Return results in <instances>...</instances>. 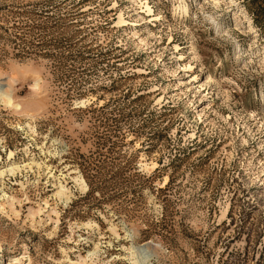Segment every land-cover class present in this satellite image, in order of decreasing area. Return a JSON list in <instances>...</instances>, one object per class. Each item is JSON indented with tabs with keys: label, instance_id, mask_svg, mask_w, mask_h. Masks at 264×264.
<instances>
[{
	"label": "rangeland",
	"instance_id": "obj_1",
	"mask_svg": "<svg viewBox=\"0 0 264 264\" xmlns=\"http://www.w3.org/2000/svg\"><path fill=\"white\" fill-rule=\"evenodd\" d=\"M0 94V264H264V0H0Z\"/></svg>",
	"mask_w": 264,
	"mask_h": 264
},
{
	"label": "bare ground",
	"instance_id": "obj_2",
	"mask_svg": "<svg viewBox=\"0 0 264 264\" xmlns=\"http://www.w3.org/2000/svg\"><path fill=\"white\" fill-rule=\"evenodd\" d=\"M182 11L187 12V7H183ZM18 169H19V167L9 168L7 170V173L14 174V172L17 171ZM2 174H3V172L1 171L0 175H2ZM145 250H146V245H142L135 250V252H134L135 253V255H134L135 262L133 264H147L146 259L149 257V255H146ZM92 254H94V253H92Z\"/></svg>",
	"mask_w": 264,
	"mask_h": 264
}]
</instances>
